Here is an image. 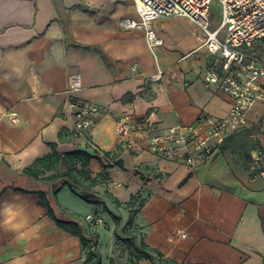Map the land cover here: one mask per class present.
Here are the masks:
<instances>
[{
  "label": "crops",
  "instance_id": "crops-1",
  "mask_svg": "<svg viewBox=\"0 0 264 264\" xmlns=\"http://www.w3.org/2000/svg\"><path fill=\"white\" fill-rule=\"evenodd\" d=\"M106 2L0 0V191L12 173L22 184L38 187L23 171L53 142L61 153H96L73 134L66 89L70 75L79 73L77 95L104 108L91 138L111 156V161L102 155L91 159L92 176L105 168L110 180L88 197L104 201L122 216V224L117 227L103 205L68 186L57 197L85 223L95 218L89 230L99 234L102 264H151L147 258L131 263L129 251L116 250L115 231L125 236L121 227L129 212L115 206L106 190L122 202L138 193L148 197L135 223L144 241L166 257L183 264H264V178L252 176L248 167L251 155L264 150V104L250 113L251 127L227 138L195 168L150 153L140 134L122 137L115 129L120 116L155 111L167 128L190 124L202 111L225 116L233 98L205 81L211 55L204 32L190 19L182 16L195 28L189 40L163 34L158 29L168 17L156 19L164 44L152 49L143 29L120 25L122 18L138 16L133 0ZM252 50L264 60L262 41ZM159 68L162 78L152 80ZM65 171L61 161L48 174ZM85 259L80 238L56 224L38 194L11 186L0 194V264H85Z\"/></svg>",
  "mask_w": 264,
  "mask_h": 264
},
{
  "label": "built area",
  "instance_id": "built-area-1",
  "mask_svg": "<svg viewBox=\"0 0 264 264\" xmlns=\"http://www.w3.org/2000/svg\"><path fill=\"white\" fill-rule=\"evenodd\" d=\"M217 1L220 16L211 27V8ZM137 17H124V29H143L149 46L164 44L153 23L169 16H184L205 34L211 58L206 61L205 81L232 96L233 103L222 117L202 111L190 124L162 128L155 111L139 117L120 116L115 129L122 137L137 133L147 140L146 149L162 159L195 168L213 156L225 140L252 126L249 118L255 107L264 104V60L252 50L254 43H264V0H133ZM212 57H215L214 60ZM163 70L151 76L159 80ZM82 87L79 73L68 78L66 94L73 119V134L98 155L104 150L94 143L91 130L104 108L77 95ZM264 128V115L261 118ZM252 176L264 178V150H256L248 160Z\"/></svg>",
  "mask_w": 264,
  "mask_h": 264
},
{
  "label": "trees",
  "instance_id": "trees-1",
  "mask_svg": "<svg viewBox=\"0 0 264 264\" xmlns=\"http://www.w3.org/2000/svg\"><path fill=\"white\" fill-rule=\"evenodd\" d=\"M59 138L60 140L64 138L63 130L59 132ZM50 146L51 150L48 153L37 157L23 171V175L36 182L38 187L22 184L20 179H16L17 175L12 173L7 184L1 189L0 194L8 186L24 193L38 194L39 203L47 210L48 215L56 224L80 238L82 248L86 252L85 264H102V253L98 248V232L90 231V222L85 223L82 216L66 209L58 200L57 194L64 186H68L82 199L103 205L104 210L112 215L117 227H119L122 224V216L113 213L104 201L88 197L93 187L100 183L109 182V172L104 168L98 175L92 176L89 165L91 159L98 155L97 153L89 152L86 149H74L61 153L57 148V142L51 143ZM104 154L111 161L110 153L104 151ZM61 161L64 162L66 171L59 174H48L56 170ZM105 195L112 200L115 206L124 208L129 212L128 221L121 227V231L125 234L124 239L127 242L129 261L131 263H137L140 259L147 258L151 261V264H183L175 259L166 257L160 250L144 241V233L141 227L136 225L135 220L146 204L148 197L138 193L128 202H122L109 190L105 191ZM95 214H98V210L95 211ZM115 236L117 240L123 238L117 231H115Z\"/></svg>",
  "mask_w": 264,
  "mask_h": 264
},
{
  "label": "rangeland",
  "instance_id": "rangeland-1",
  "mask_svg": "<svg viewBox=\"0 0 264 264\" xmlns=\"http://www.w3.org/2000/svg\"><path fill=\"white\" fill-rule=\"evenodd\" d=\"M103 0H100V2ZM107 0H104L105 5L107 4L106 2ZM109 5V4H108ZM107 5V6H108ZM220 16V5L217 1H215L213 3V6L211 8V27H213L216 23L217 20ZM159 31H161L163 34H167V33H173L176 32L178 34L176 35H180L182 36L183 40L185 38H187V40H189V38H192L195 36V28L194 26H192L190 23H188L185 18H183L182 16H170L168 17L164 23H163V29H158ZM188 43V41H186ZM184 45V44H183ZM90 226L95 223V218H91L90 219ZM123 238L120 240H117V246H116V250L125 254L126 251H128V246H127V242L124 239L125 236L121 235Z\"/></svg>",
  "mask_w": 264,
  "mask_h": 264
}]
</instances>
